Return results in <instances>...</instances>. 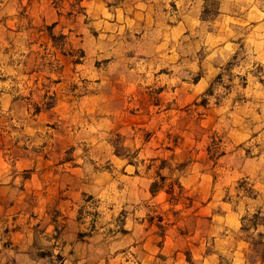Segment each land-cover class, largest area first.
<instances>
[{
	"label": "crops",
	"instance_id": "1",
	"mask_svg": "<svg viewBox=\"0 0 264 264\" xmlns=\"http://www.w3.org/2000/svg\"><path fill=\"white\" fill-rule=\"evenodd\" d=\"M71 38L101 122L55 137ZM257 67L264 0H0V264H263L264 84L225 88Z\"/></svg>",
	"mask_w": 264,
	"mask_h": 264
},
{
	"label": "rangeland",
	"instance_id": "2",
	"mask_svg": "<svg viewBox=\"0 0 264 264\" xmlns=\"http://www.w3.org/2000/svg\"><path fill=\"white\" fill-rule=\"evenodd\" d=\"M22 1V0H20ZM29 6V4L25 5L24 8L25 10L27 9V7ZM68 40H66V36L64 37L63 35H59V36H56V43L61 46L63 45L65 47V50L68 48L67 42ZM70 57H71V60H72V63H71V71H70V82L69 80H65V82L67 81V83H65L62 87H61V90H68L71 92V99L69 100V102L71 103V110L68 111L66 110V112L64 111V108L63 107H60L59 109L56 110L55 114H52L51 116H47V115H44V116H41L39 117V124H44V125H49L50 127H52L54 129V134H55V137H58V136H61L63 134L62 132V126L64 124H68V123H91V122H95L96 121V118L99 119V122H101V116L99 115H93V114H84V113H81V111H79V109L77 107H74V105H76L79 101V96L81 95V91L82 89L84 88V86H80V82H82V75L86 72L88 75H92L91 72H89L91 69L89 68V65L88 64V67L85 69V68H79V64H82L84 62V58H85V55H84V51L80 48H78V43L75 39L71 38L70 42ZM105 62V61H104ZM97 63H100V62H97ZM94 72V70L92 71ZM238 84L236 83H231V84H228V85H225L226 87V90L230 89L231 87H234L235 91L239 88H236L238 86H242V87H246L248 85H258L259 83H261L262 85L264 84V68L263 67H257L254 69L253 71V75L252 76H240V78L238 79ZM57 86V85H56ZM238 96H241L240 94V91H238ZM237 96V97H238ZM239 100H242L241 97H238L237 100H234L233 101V105L236 104V102H242V101H239ZM247 100V97H244L243 101ZM57 103H61V101H55ZM66 102V101H65ZM132 101H120L118 102L119 104V112H120V128L124 126V122L125 123H134V119H135V116H136V112H133L131 110H134L135 111V106H130V103ZM219 99L218 100H210V103H213V104H216V103H219ZM89 103H92L94 105V101H90ZM127 103V104H126ZM203 104H207L208 101L207 99L204 98V100L202 101ZM209 103V104H210ZM126 104V107L127 108H124V105ZM246 104V103H245ZM132 107V108H131ZM129 109H131L129 111ZM129 112V115H127V113ZM84 114V115H82ZM123 114H126V115H123ZM142 119L143 117H140V119L138 120V123L139 122H142ZM134 136V132L133 131H130V130H127L126 132H122L120 131L119 134L117 135L116 137V142H117V145H118V150L120 152V154H123V156L127 155V148L125 146V142L126 140L128 139H131L133 138ZM129 155L133 156V154H130ZM254 196V193L252 190H248L247 192V197L248 198H252ZM251 216V215H250ZM247 216L246 217V225H245V228H246V231L248 232L247 233V236L250 237L254 242L258 243L261 245V249H262V253H263V264H264V235L263 234H256L255 232H251V227H253L254 225H257V224H262L264 223V216H260L259 214H256L254 216Z\"/></svg>",
	"mask_w": 264,
	"mask_h": 264
}]
</instances>
